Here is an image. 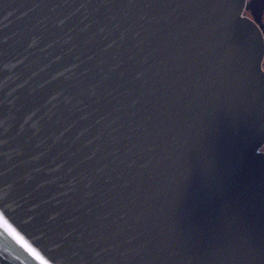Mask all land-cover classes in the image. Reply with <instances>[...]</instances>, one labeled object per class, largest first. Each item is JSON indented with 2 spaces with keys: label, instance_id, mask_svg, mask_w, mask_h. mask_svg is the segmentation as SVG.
<instances>
[{
  "label": "water",
  "instance_id": "obj_1",
  "mask_svg": "<svg viewBox=\"0 0 264 264\" xmlns=\"http://www.w3.org/2000/svg\"><path fill=\"white\" fill-rule=\"evenodd\" d=\"M245 8L0 0V264H264Z\"/></svg>",
  "mask_w": 264,
  "mask_h": 264
},
{
  "label": "flooded vegetation",
  "instance_id": "obj_2",
  "mask_svg": "<svg viewBox=\"0 0 264 264\" xmlns=\"http://www.w3.org/2000/svg\"><path fill=\"white\" fill-rule=\"evenodd\" d=\"M245 1L246 8L243 10L244 15L249 18L256 27H258L263 35V49L261 60L259 63V70L262 75L264 88V0ZM261 150L264 152V143L261 146Z\"/></svg>",
  "mask_w": 264,
  "mask_h": 264
}]
</instances>
